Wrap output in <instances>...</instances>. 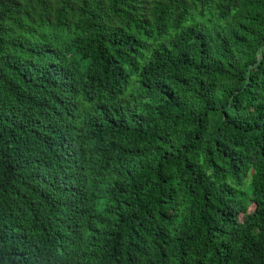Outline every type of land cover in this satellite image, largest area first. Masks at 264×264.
Masks as SVG:
<instances>
[{"label":"trees","instance_id":"1","mask_svg":"<svg viewBox=\"0 0 264 264\" xmlns=\"http://www.w3.org/2000/svg\"><path fill=\"white\" fill-rule=\"evenodd\" d=\"M264 264V0H0V264Z\"/></svg>","mask_w":264,"mask_h":264},{"label":"clouds","instance_id":"2","mask_svg":"<svg viewBox=\"0 0 264 264\" xmlns=\"http://www.w3.org/2000/svg\"><path fill=\"white\" fill-rule=\"evenodd\" d=\"M38 240L40 245L34 253V259L41 261L42 264H69L68 258L74 250L69 234L59 236L54 230H47Z\"/></svg>","mask_w":264,"mask_h":264}]
</instances>
